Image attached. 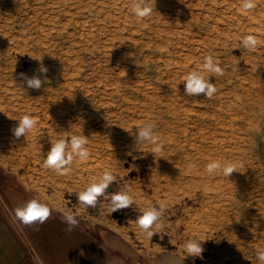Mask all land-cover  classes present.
Returning <instances> with one entry per match:
<instances>
[{
  "label": "rangeland",
  "instance_id": "374dc122",
  "mask_svg": "<svg viewBox=\"0 0 264 264\" xmlns=\"http://www.w3.org/2000/svg\"><path fill=\"white\" fill-rule=\"evenodd\" d=\"M253 2L145 0L152 12L141 20L131 0H0V210L14 232L25 237L14 209L37 199L70 211L80 230L122 236L112 252L126 264L180 262L192 240L204 251L183 264H264V0ZM248 34L255 50L239 43ZM208 56L222 76L203 71ZM194 70L215 85L211 98L185 94ZM20 73L47 81L24 93ZM24 115L35 127L14 139ZM149 121L158 155L127 132ZM82 134L86 160L74 157L66 175L44 167L51 144ZM213 161L237 172L209 175ZM104 172L115 182L85 208L77 195ZM115 192L133 198L120 219ZM161 205L149 239L136 218Z\"/></svg>",
  "mask_w": 264,
  "mask_h": 264
},
{
  "label": "clouds",
  "instance_id": "9594fccd",
  "mask_svg": "<svg viewBox=\"0 0 264 264\" xmlns=\"http://www.w3.org/2000/svg\"><path fill=\"white\" fill-rule=\"evenodd\" d=\"M132 14L139 19H144L151 15L152 8L146 6L145 0H131ZM242 6L245 11L251 10L255 7L253 0H242ZM241 46L245 49L255 50L257 46V37L252 34L245 35L241 38ZM203 71L214 73L217 76L223 75V69L213 57L208 56L204 59L202 65ZM39 72L44 74L47 68L42 64L39 67ZM20 83L16 86L19 87L24 93L28 89L40 90L42 85L45 84L46 78L42 80L36 75L28 77L24 73L19 74ZM184 82V92L187 96H197L203 94L206 98H211L217 91L215 85L210 82V79H205L200 71H192L188 73L182 80ZM36 121L30 115H24L19 120L16 126L11 129L14 139L25 137L26 133L30 132L35 127ZM157 128L156 121L145 122L136 127V132L132 133V129L128 130L130 135L134 136L135 144L150 143L154 145V154H159L161 146L159 145V136L156 135ZM88 137L82 135L72 136L70 139H60L54 144H51L50 150L47 152L44 159V167L51 169L60 175L68 174L71 169L70 165L74 157L80 160H86L89 152L86 148ZM206 171L209 175L221 174L224 178L228 179L233 172H237L236 165L233 163H224L220 161H213L206 165ZM116 177L111 172H104L94 183L87 186L78 195V201L85 208L96 207L99 198L105 196L107 189L115 182ZM110 197V212L126 209L132 206L133 198L127 192H115ZM164 205L157 207H149L144 210L137 218L136 223L142 232L146 233L149 239L157 230L161 229L163 225L160 223L163 215ZM51 210L45 204L37 199L26 200L22 205L14 209V216L17 221L24 225H32L33 223L43 224L50 217ZM63 223L65 224V231L70 233L77 226L78 221L75 216L69 211L64 214ZM185 255L180 259L182 260L187 256L201 257L204 251L201 242L188 241L185 244ZM258 259L264 262V252L260 253ZM42 264V262H41Z\"/></svg>",
  "mask_w": 264,
  "mask_h": 264
},
{
  "label": "crops",
  "instance_id": "0c3cea01",
  "mask_svg": "<svg viewBox=\"0 0 264 264\" xmlns=\"http://www.w3.org/2000/svg\"><path fill=\"white\" fill-rule=\"evenodd\" d=\"M63 219L51 210L43 224L24 225V237L0 210V264H126L112 252L126 243L122 236H96L77 227L68 233Z\"/></svg>",
  "mask_w": 264,
  "mask_h": 264
},
{
  "label": "bare ground",
  "instance_id": "6f19581e",
  "mask_svg": "<svg viewBox=\"0 0 264 264\" xmlns=\"http://www.w3.org/2000/svg\"><path fill=\"white\" fill-rule=\"evenodd\" d=\"M186 132V131H184ZM184 132H182V134H184ZM203 156L205 157V159H207L206 156H209L208 154L205 156V154H203ZM177 259V258H176ZM175 258H173L170 262L166 263V264H179L180 262L177 261ZM179 260V259H178ZM183 264V263H182Z\"/></svg>",
  "mask_w": 264,
  "mask_h": 264
},
{
  "label": "water",
  "instance_id": "95a60500",
  "mask_svg": "<svg viewBox=\"0 0 264 264\" xmlns=\"http://www.w3.org/2000/svg\"><path fill=\"white\" fill-rule=\"evenodd\" d=\"M113 216H114V217H116V218H118V219H120V218H121V215H119V214L117 213V211H116V212H114Z\"/></svg>",
  "mask_w": 264,
  "mask_h": 264
}]
</instances>
